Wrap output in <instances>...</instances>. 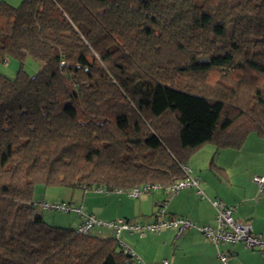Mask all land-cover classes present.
Wrapping results in <instances>:
<instances>
[{"label":"trees","instance_id":"trees-1","mask_svg":"<svg viewBox=\"0 0 264 264\" xmlns=\"http://www.w3.org/2000/svg\"><path fill=\"white\" fill-rule=\"evenodd\" d=\"M27 56L0 73V264H131L44 221L35 185L168 184L264 139V0H0V61Z\"/></svg>","mask_w":264,"mask_h":264},{"label":"crops","instance_id":"crops-1","mask_svg":"<svg viewBox=\"0 0 264 264\" xmlns=\"http://www.w3.org/2000/svg\"><path fill=\"white\" fill-rule=\"evenodd\" d=\"M255 136L252 133L248 134L244 144L238 149L239 153H247V159L250 153L245 147L249 142L255 145L256 149L264 145L262 138ZM214 152L216 154L218 151ZM238 162H241V160L239 161L237 157H233L229 160L228 165H216L224 170L225 176H220L224 179L226 185L219 180L210 181L209 175H205L206 179H199V186L206 192L208 198H218L226 205L233 206L232 215L234 219L249 223L255 233L264 234V191L259 192L257 188V191L253 192L254 195L252 193L247 195V188L238 189L234 187V179L236 178L239 181L246 175L234 169ZM187 164L189 165V163ZM192 165L194 168L193 175L198 176L196 171L198 168L194 164ZM254 175L245 178H248V183L253 185L255 190L252 181ZM49 190V192H53L52 189ZM229 192H231V195ZM59 199L57 197L52 198L53 201H59ZM77 203L85 211L102 220L122 217L140 222L153 220L158 204L164 203L165 210L170 215L186 217L198 225H215L214 208L208 200L199 197L195 188L182 189L175 194L155 191L141 195L137 199L116 193L106 195L83 193L82 200L77 201ZM77 222L78 219L75 216L72 228L75 227ZM96 231L101 232L104 229L96 228ZM105 233V236L110 235L109 231ZM135 234L137 233L124 232L121 234L122 237L120 235L121 240L129 245L140 259V262L131 261V264H221L217 257L218 251L228 253L227 264H264V258L258 251L249 249L241 243L227 244L217 248L195 229L186 230L180 237H175L173 230L161 231L153 238L147 234L145 236ZM163 260L165 263L162 262Z\"/></svg>","mask_w":264,"mask_h":264},{"label":"built area","instance_id":"built-area-1","mask_svg":"<svg viewBox=\"0 0 264 264\" xmlns=\"http://www.w3.org/2000/svg\"><path fill=\"white\" fill-rule=\"evenodd\" d=\"M184 176L171 183H142L132 186L128 189H115L107 191L103 188L97 189L98 192H114L116 194H126L127 196L137 199L143 194L162 191L168 194H175L182 189L195 188L196 193L201 199L208 200L215 210V225L208 224L198 225L190 219L183 216L170 215L165 210V204L159 203L156 210L155 218L151 221H134L126 218H115L110 220H102L95 215L88 213L79 204L65 201H37L35 205L40 209L49 211H60L64 213H73L78 222L75 225V232L81 235L90 234L94 228L109 231L110 235L115 239V243L122 252L128 256L131 261L140 262L138 255L126 243H124L120 235L124 232L133 234L143 233H160L164 230H173L175 237H180L188 229H195L205 239L212 243L215 247L227 244L241 243L245 247L258 251L264 258V234L255 233L251 224L240 222L234 219L232 212L234 207L226 205L218 198L210 199L199 186V177L192 174L189 165H181ZM252 181L257 184L258 191L263 190L264 176L254 175ZM228 253L218 251L217 257L221 264H227ZM162 262L165 263L163 260Z\"/></svg>","mask_w":264,"mask_h":264},{"label":"rangeland","instance_id":"rangeland-1","mask_svg":"<svg viewBox=\"0 0 264 264\" xmlns=\"http://www.w3.org/2000/svg\"><path fill=\"white\" fill-rule=\"evenodd\" d=\"M4 1L10 4H13V5H17L20 0H13V1L4 0ZM20 66L23 68V70L27 74L34 75L42 67V62L37 59L27 56L23 60L22 65H20V63L17 60L13 58H7L6 60L0 61V73L7 76L8 78H12ZM252 135L255 136L256 133L253 132ZM262 141L264 143V139H262ZM245 148L250 153L248 154V159L246 158L247 153L245 152L239 153V150L237 149L218 150V152L215 154V152L213 153V151H215L214 146L211 144H206L194 152V154L188 160V163L192 171L194 170L192 164H194L198 168L196 169V171H197V175L199 176L200 180L206 179L205 175H209L208 178L210 181L219 180L220 182L224 183V185H226L224 182V179L215 170L214 166L219 165V164L228 165L230 159H232L233 157H237V159L239 161L241 160V162H238V164L234 167V169H236V171H241L243 172V174H246V175L243 176L241 179H239V181L238 179L235 178L234 187L238 189L247 188L246 190L247 195L251 193L253 194L254 191H257V184L254 183L255 185V190H254L253 185L249 184L247 181L248 178H245V177H251L254 174L264 176V145L263 147L256 149V146L252 145V143L249 142ZM211 164H213L214 166H211ZM225 187L226 189H228L227 186ZM49 189H52L53 192H49L50 191ZM263 191H264V184H263ZM96 192L97 191H94L93 189L85 191L81 188L72 189V188H67V187L45 186V185L38 184V185H35L34 187L33 201L42 200V201H48V202H56V201H53L52 198L57 197V198H60L59 201L62 200L65 202H73L74 204H78L77 201L82 200L83 193H93V194H99V195H106V194L114 193V192L107 193L105 191L98 192V193ZM231 192H229L230 195H231ZM121 195H126V194L122 193ZM143 195H146V194H143ZM40 214L42 218L44 219V221H46L47 223L53 224L56 226H61V227H72V223H74V218H75L73 213H64L60 211H49L45 209H40ZM105 232H108V231L104 230V231L98 232L96 231V228H94L91 231V234L105 236L106 234ZM145 234L150 235L151 238H153L156 236L157 233H153V234L143 233V234H135V235L145 236ZM151 238H147V239H151Z\"/></svg>","mask_w":264,"mask_h":264}]
</instances>
